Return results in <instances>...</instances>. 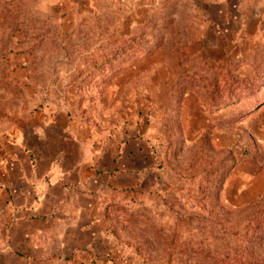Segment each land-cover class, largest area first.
Returning a JSON list of instances; mask_svg holds the SVG:
<instances>
[{
  "label": "rangeland",
  "instance_id": "rangeland-1",
  "mask_svg": "<svg viewBox=\"0 0 264 264\" xmlns=\"http://www.w3.org/2000/svg\"><path fill=\"white\" fill-rule=\"evenodd\" d=\"M0 264H264V0H0Z\"/></svg>",
  "mask_w": 264,
  "mask_h": 264
}]
</instances>
